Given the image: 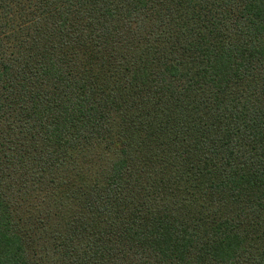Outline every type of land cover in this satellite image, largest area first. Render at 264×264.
Wrapping results in <instances>:
<instances>
[{
	"label": "trees",
	"instance_id": "1",
	"mask_svg": "<svg viewBox=\"0 0 264 264\" xmlns=\"http://www.w3.org/2000/svg\"><path fill=\"white\" fill-rule=\"evenodd\" d=\"M0 264H264V0H0Z\"/></svg>",
	"mask_w": 264,
	"mask_h": 264
}]
</instances>
